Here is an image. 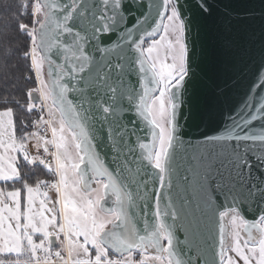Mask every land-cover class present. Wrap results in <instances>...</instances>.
I'll return each mask as SVG.
<instances>
[{
	"label": "snow or ice",
	"instance_id": "obj_1",
	"mask_svg": "<svg viewBox=\"0 0 264 264\" xmlns=\"http://www.w3.org/2000/svg\"><path fill=\"white\" fill-rule=\"evenodd\" d=\"M0 264H264V0H0Z\"/></svg>",
	"mask_w": 264,
	"mask_h": 264
},
{
	"label": "rangeland",
	"instance_id": "obj_2",
	"mask_svg": "<svg viewBox=\"0 0 264 264\" xmlns=\"http://www.w3.org/2000/svg\"><path fill=\"white\" fill-rule=\"evenodd\" d=\"M225 224H227V220H226Z\"/></svg>",
	"mask_w": 264,
	"mask_h": 264
},
{
	"label": "bare ground",
	"instance_id": "obj_3",
	"mask_svg": "<svg viewBox=\"0 0 264 264\" xmlns=\"http://www.w3.org/2000/svg\"><path fill=\"white\" fill-rule=\"evenodd\" d=\"M226 222V221H225Z\"/></svg>",
	"mask_w": 264,
	"mask_h": 264
}]
</instances>
